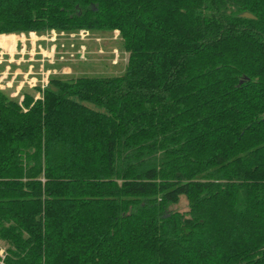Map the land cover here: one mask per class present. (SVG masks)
Masks as SVG:
<instances>
[{
	"label": "trees",
	"instance_id": "trees-1",
	"mask_svg": "<svg viewBox=\"0 0 264 264\" xmlns=\"http://www.w3.org/2000/svg\"><path fill=\"white\" fill-rule=\"evenodd\" d=\"M51 29L127 63L0 89V264H264V0H0Z\"/></svg>",
	"mask_w": 264,
	"mask_h": 264
},
{
	"label": "rangeland",
	"instance_id": "rangeland-1",
	"mask_svg": "<svg viewBox=\"0 0 264 264\" xmlns=\"http://www.w3.org/2000/svg\"><path fill=\"white\" fill-rule=\"evenodd\" d=\"M14 35H17L16 38H18L19 44L25 45V52L18 53L19 60L23 57L25 58L26 51L27 55L30 56L28 54L29 49L26 48L29 36L34 40L36 38L40 43L44 44L45 41L47 42L46 50L44 51L46 57L38 62V64L42 65L44 72L38 73L37 77L31 74L26 77L21 74L17 75L14 80L12 79L13 72L10 71L15 70L17 67L23 71L25 65L22 62L24 61L22 60L20 61L21 63L16 65V61L7 63V59L3 58L0 62V89L8 97L18 102L23 100L25 92L31 93L35 98L41 97L42 90L49 85L51 77L57 74L63 77L83 74L91 76L120 75L126 67L128 54L122 48L116 32H100L86 29L64 32L51 29L39 33L34 31L2 33L0 34V40L12 45L14 44ZM22 39H25L26 43H23ZM5 48L7 49L8 45ZM0 54L2 53L0 52ZM2 56L5 57L3 54ZM14 59L17 60L18 57ZM64 66H68V68ZM48 67L54 68L53 70L57 72L48 70ZM48 71L49 74H47ZM47 75L48 77L43 80ZM25 77L26 81H24ZM22 83H24L23 86H21ZM171 208L180 212L187 211L186 198L181 196L179 202L172 205ZM4 246V243L0 241V256H3Z\"/></svg>",
	"mask_w": 264,
	"mask_h": 264
},
{
	"label": "crops",
	"instance_id": "crops-1",
	"mask_svg": "<svg viewBox=\"0 0 264 264\" xmlns=\"http://www.w3.org/2000/svg\"><path fill=\"white\" fill-rule=\"evenodd\" d=\"M12 36V35H11ZM17 35H14L13 37H15V39L13 40L14 44L11 45V43H7V42H2L0 40V52L5 55L2 56V54H0V62L2 61L3 58L7 59V63H11L12 61H16L15 64L17 65L18 63H21L20 61H24L22 62L23 65H25V68H23V71H21V69H19V67H17L15 70L10 71L13 72V76L12 79L16 78L17 75H21L23 74V76L28 77L30 74L32 76H36L39 75L38 73L43 71V67L41 64H38V62L42 59H44L46 56H44V51L46 50V41L45 43H40L38 42V40H35L33 38H31L30 36L27 38L28 39V45H26V48L29 49V55H27V51H26V56L25 58H21V60H19V54L21 52H25V45L23 44H19L18 43V38H16ZM35 41V42H34ZM23 43H26L25 39H22ZM6 45H8V48L6 49ZM11 49V50H10ZM26 49V50H27ZM52 55V54H51ZM18 57V59H14ZM49 58V57H48ZM50 59V58H49ZM27 60V61H25ZM65 68H68V66H64ZM50 71H54L57 72L56 70H53L54 68H47ZM9 73V72H7ZM55 74V73H53ZM26 77L24 78V81H26ZM15 80V79H14ZM28 82H30V80H28ZM24 83L21 84V86H23ZM30 85V84H29ZM31 86V85H30Z\"/></svg>",
	"mask_w": 264,
	"mask_h": 264
},
{
	"label": "water",
	"instance_id": "water-1",
	"mask_svg": "<svg viewBox=\"0 0 264 264\" xmlns=\"http://www.w3.org/2000/svg\"><path fill=\"white\" fill-rule=\"evenodd\" d=\"M242 17H246V18H255L254 15H252L249 12H244L241 14Z\"/></svg>",
	"mask_w": 264,
	"mask_h": 264
},
{
	"label": "built area",
	"instance_id": "built-area-1",
	"mask_svg": "<svg viewBox=\"0 0 264 264\" xmlns=\"http://www.w3.org/2000/svg\"><path fill=\"white\" fill-rule=\"evenodd\" d=\"M44 56H45V54H43ZM42 72H44V70L42 71ZM47 74H49V71H48V73ZM48 77V75L47 76H45L44 78H43V80H45L46 78ZM31 85V84H30Z\"/></svg>",
	"mask_w": 264,
	"mask_h": 264
},
{
	"label": "bare ground",
	"instance_id": "bare-ground-1",
	"mask_svg": "<svg viewBox=\"0 0 264 264\" xmlns=\"http://www.w3.org/2000/svg\"><path fill=\"white\" fill-rule=\"evenodd\" d=\"M2 42H3V40H2Z\"/></svg>",
	"mask_w": 264,
	"mask_h": 264
}]
</instances>
